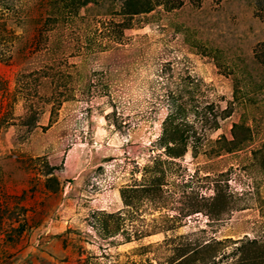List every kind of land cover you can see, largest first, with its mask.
<instances>
[{
	"label": "rangeland",
	"instance_id": "374dc122",
	"mask_svg": "<svg viewBox=\"0 0 264 264\" xmlns=\"http://www.w3.org/2000/svg\"><path fill=\"white\" fill-rule=\"evenodd\" d=\"M0 264H264V0H0Z\"/></svg>",
	"mask_w": 264,
	"mask_h": 264
}]
</instances>
